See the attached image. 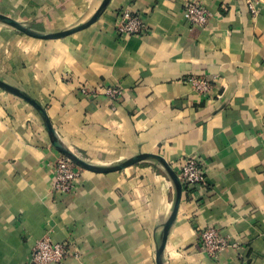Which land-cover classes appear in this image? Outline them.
I'll use <instances>...</instances> for the list:
<instances>
[{"label":"crops","instance_id":"crops-1","mask_svg":"<svg viewBox=\"0 0 264 264\" xmlns=\"http://www.w3.org/2000/svg\"><path fill=\"white\" fill-rule=\"evenodd\" d=\"M102 1L0 0V14L63 31ZM188 1L111 0L96 23L63 39L0 23V78L36 100L64 146L91 164L152 154L178 174L185 158L200 162L206 183L193 197L182 192L165 264H264V0L256 15L246 0H193L210 13L203 28L185 19ZM124 14L142 15L148 34L119 36ZM191 78L207 81L208 92ZM109 87L120 88L119 99ZM59 155L40 114L0 89V264H35L45 237L69 245L63 264H156L176 198L162 165L80 168L73 192L60 195ZM208 227L233 244L217 260L200 247Z\"/></svg>","mask_w":264,"mask_h":264},{"label":"built area","instance_id":"built-area-1","mask_svg":"<svg viewBox=\"0 0 264 264\" xmlns=\"http://www.w3.org/2000/svg\"><path fill=\"white\" fill-rule=\"evenodd\" d=\"M251 13L258 14L261 0H246ZM183 14L185 19L194 28H203L208 24L210 13L206 7L196 1H188L184 5ZM116 33L121 37L137 36L143 37L148 34V26L140 14L120 15L116 22ZM190 82L200 92H208L209 84L202 78H191ZM84 96L90 95V90L82 88ZM98 94L96 90L91 92ZM105 94L110 98L119 99L120 88L109 87ZM53 191L56 194L67 195L73 192L79 180L81 169L70 159L59 155L54 165ZM178 176L182 183L183 192L193 197L195 192L205 185V177L200 162L196 158H185ZM200 247L204 254L212 260H217L222 252L233 247V244L226 239L215 227H208L200 234ZM72 255L69 245L52 241L45 237L36 243L33 249L32 261L35 264H63Z\"/></svg>","mask_w":264,"mask_h":264},{"label":"water","instance_id":"water-1","mask_svg":"<svg viewBox=\"0 0 264 264\" xmlns=\"http://www.w3.org/2000/svg\"><path fill=\"white\" fill-rule=\"evenodd\" d=\"M110 2L111 0H103L101 5L97 9V11L94 13V15L84 24H81L80 26H77L69 30H63L59 32L36 31V30H33L28 24L19 22L18 20L10 16L4 15V14H0V23L10 26L14 28L15 30H17L18 32L25 34L29 37H33V38H37L41 40L63 39L77 32L83 31L89 28L94 23H96L101 18V16L104 14ZM0 89H3L4 91L14 96L21 98L22 100L27 102L29 105H31L40 114L43 120L46 131L48 132L51 146L57 152H59L63 156L70 159L76 166L80 167L83 170H86L92 173H97V174H107V173L119 172V171L125 170L126 168H129L131 166H134L136 164H139L147 160H157L162 165V167L165 169L166 173L170 177L175 187V191H176V198H175L173 210L170 216L168 217V219L166 220V222L162 226V232L158 240V247L156 250V264H165L164 252L166 249V244H167V240H168V236L170 234L171 228L177 218L179 206H180L181 199H182V192H183L181 180L178 174L172 169V167L161 156L152 155V154H139L127 160H124L123 162H120L114 166H108V167L97 166L95 164L86 162L64 146L63 142L60 140L59 136L57 135L56 130L54 129L46 112L36 102V100L26 95L24 92H22L18 88L11 86L1 80H0Z\"/></svg>","mask_w":264,"mask_h":264},{"label":"rangeland","instance_id":"rangeland-1","mask_svg":"<svg viewBox=\"0 0 264 264\" xmlns=\"http://www.w3.org/2000/svg\"><path fill=\"white\" fill-rule=\"evenodd\" d=\"M26 24V23H25ZM84 24V23H83ZM29 25V24H28ZM30 26V25H29ZM80 26V25H79ZM31 27V26H30ZM32 28V27H31ZM32 29H34V28H32ZM69 29H72V26H70V27H68L66 30H69ZM35 30V29H34ZM64 30V29H63ZM59 31H62V30H55V31H51V30H48V31H42V32H59ZM0 80L1 81H3V82H5V80L4 79H1L0 78ZM5 83H7L8 84V82H5ZM10 85V84H9ZM17 88V87H16ZM19 89V88H18ZM2 90V92H5V93H8V92H6V91H4L3 89H1ZM20 90V89H19ZM8 94H10V93H8ZM31 106V105H30ZM31 108H33L32 106H31ZM78 156V155H77ZM79 157V156H78ZM80 158V157H79ZM82 159V158H81ZM82 160H84V159H82ZM84 161H86V160H84ZM86 162H88V161H86ZM157 247H158V244H157Z\"/></svg>","mask_w":264,"mask_h":264}]
</instances>
